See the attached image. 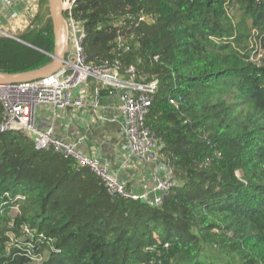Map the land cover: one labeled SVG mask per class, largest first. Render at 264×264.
<instances>
[{
  "label": "trees",
  "instance_id": "16d2710c",
  "mask_svg": "<svg viewBox=\"0 0 264 264\" xmlns=\"http://www.w3.org/2000/svg\"><path fill=\"white\" fill-rule=\"evenodd\" d=\"M31 9L16 37L38 49L0 35L2 73L52 60L47 0ZM71 16L90 66L156 82L145 125L176 183L157 205L113 197L73 158L0 131V264H264V0H74Z\"/></svg>",
  "mask_w": 264,
  "mask_h": 264
},
{
  "label": "built area",
  "instance_id": "2783aa9c",
  "mask_svg": "<svg viewBox=\"0 0 264 264\" xmlns=\"http://www.w3.org/2000/svg\"><path fill=\"white\" fill-rule=\"evenodd\" d=\"M0 0V15L9 8L12 15L22 17L23 8L33 14L31 4L34 0ZM74 0H62L63 12L69 32V46L61 60L60 67L47 75L29 81L0 82V131L22 130L33 140L37 150H51L65 157L73 158L77 165L86 167L100 181L106 192L113 197H123L133 200H142L148 205H157L175 185L176 179L167 163L159 161L158 149L154 134L145 125V117L149 111L152 94L156 89V82L141 83L134 80V67L126 69L128 77L120 72V63H105L99 67L90 66L85 60L83 38L85 32L80 23L71 16ZM11 4H18L17 10ZM11 7V10H10ZM14 10V11H13ZM22 13V14H21ZM24 17V16H23ZM22 17V18H23ZM26 21V18H23ZM30 22V21H29ZM28 22V23H29ZM26 26V25H25ZM0 32H5L0 28ZM14 37V35H11ZM15 38V37H14ZM89 78L97 80L99 84L110 90H119L120 108L124 117L123 137L126 152L140 161L151 162L153 167L150 177L138 181V190H133L120 179L109 166L98 156L84 154L76 144L68 139L54 135L52 126L39 128L35 125L34 115L37 107L45 106L56 111L78 109L86 104L83 94ZM78 88V91L75 90ZM15 201L23 198L21 195L10 197ZM17 211V205L11 206ZM25 235L30 236L31 230L22 227ZM41 237L42 234H40ZM19 253L32 261H39L40 255L35 252L33 243L27 241Z\"/></svg>",
  "mask_w": 264,
  "mask_h": 264
},
{
  "label": "crops",
  "instance_id": "0c3cea01",
  "mask_svg": "<svg viewBox=\"0 0 264 264\" xmlns=\"http://www.w3.org/2000/svg\"><path fill=\"white\" fill-rule=\"evenodd\" d=\"M11 5L13 7L15 5L13 9L17 10L18 4ZM12 14L9 8L3 10L0 15L1 27L7 30H22L21 25L24 19ZM68 46L69 32L67 29L64 54ZM106 88L97 80L89 78L83 90L85 106L56 111L55 114L51 108L40 106L35 110L34 122L39 128L52 126L55 136L73 141L84 154L98 156L120 179L127 183L128 187L138 190V181L150 177L153 163L140 161L126 152L123 147L125 143L122 132L124 117L120 108L119 90H107ZM77 91L78 88L75 92Z\"/></svg>",
  "mask_w": 264,
  "mask_h": 264
},
{
  "label": "water",
  "instance_id": "95a60500",
  "mask_svg": "<svg viewBox=\"0 0 264 264\" xmlns=\"http://www.w3.org/2000/svg\"><path fill=\"white\" fill-rule=\"evenodd\" d=\"M47 6L49 8V16L52 19L53 30H54L53 32L55 33V51L53 54H51L52 61L44 67H40L22 73L7 74L0 72V82L29 81L47 75L60 67L61 60L64 55L65 44H66L67 22L62 13L60 0H47ZM24 43L31 47H34L29 43L26 42Z\"/></svg>",
  "mask_w": 264,
  "mask_h": 264
},
{
  "label": "rangeland",
  "instance_id": "374dc122",
  "mask_svg": "<svg viewBox=\"0 0 264 264\" xmlns=\"http://www.w3.org/2000/svg\"><path fill=\"white\" fill-rule=\"evenodd\" d=\"M60 2H61V8H62V13H63V7H62V0H60ZM23 14H22V17L23 18H26V21H24L23 23H22V25H21V27H22V29H23V27L25 26V25H27L28 24V22L32 19V15L34 14H30V13H28V10L26 11L25 10V8H23ZM66 19V18H65ZM67 22V21H66ZM26 27V26H25ZM24 27V28H25ZM0 28L2 29V30H4L5 32H7V33H9L10 35H8V34H3L2 32H0V35H4V36H8V37H12L11 35H14V37H12V38H14V39H18L16 36L17 35H19L20 33H22V31L23 30H19L18 29V31L17 30H7V29H5L4 27H1V25H0ZM67 29H68V25H67ZM33 35H34V33H33V31L32 32H29V35L27 36V39L28 40H33L34 39V37H33ZM25 42V41H24ZM260 56H264V53H262V54H259V55H257L256 56V58L255 59H259L260 58ZM46 66V65H45ZM44 67V66H43Z\"/></svg>",
  "mask_w": 264,
  "mask_h": 264
}]
</instances>
